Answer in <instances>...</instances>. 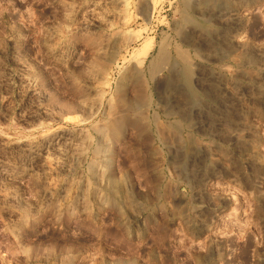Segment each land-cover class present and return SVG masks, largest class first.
I'll list each match as a JSON object with an SVG mask.
<instances>
[{"label":"rangeland","instance_id":"1","mask_svg":"<svg viewBox=\"0 0 264 264\" xmlns=\"http://www.w3.org/2000/svg\"><path fill=\"white\" fill-rule=\"evenodd\" d=\"M0 264H264V0H0Z\"/></svg>","mask_w":264,"mask_h":264}]
</instances>
